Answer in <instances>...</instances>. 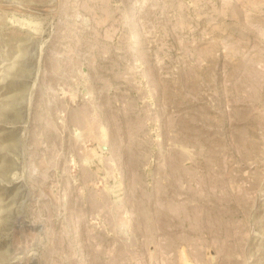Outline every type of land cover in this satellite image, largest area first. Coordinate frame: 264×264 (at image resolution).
<instances>
[{
  "label": "rangeland",
  "instance_id": "374dc122",
  "mask_svg": "<svg viewBox=\"0 0 264 264\" xmlns=\"http://www.w3.org/2000/svg\"><path fill=\"white\" fill-rule=\"evenodd\" d=\"M0 264H264V0H0Z\"/></svg>",
  "mask_w": 264,
  "mask_h": 264
},
{
  "label": "bare ground",
  "instance_id": "6f19581e",
  "mask_svg": "<svg viewBox=\"0 0 264 264\" xmlns=\"http://www.w3.org/2000/svg\"><path fill=\"white\" fill-rule=\"evenodd\" d=\"M2 6V5H1ZM15 8V7H14Z\"/></svg>",
  "mask_w": 264,
  "mask_h": 264
}]
</instances>
